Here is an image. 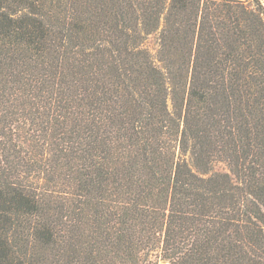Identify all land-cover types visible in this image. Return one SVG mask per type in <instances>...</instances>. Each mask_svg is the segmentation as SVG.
<instances>
[{
  "label": "trees",
  "instance_id": "trees-1",
  "mask_svg": "<svg viewBox=\"0 0 264 264\" xmlns=\"http://www.w3.org/2000/svg\"><path fill=\"white\" fill-rule=\"evenodd\" d=\"M0 264H264V0H0Z\"/></svg>",
  "mask_w": 264,
  "mask_h": 264
},
{
  "label": "rangeland",
  "instance_id": "rangeland-1",
  "mask_svg": "<svg viewBox=\"0 0 264 264\" xmlns=\"http://www.w3.org/2000/svg\"><path fill=\"white\" fill-rule=\"evenodd\" d=\"M216 169L217 170H220V171H225V169L223 168V166H217Z\"/></svg>",
  "mask_w": 264,
  "mask_h": 264
}]
</instances>
